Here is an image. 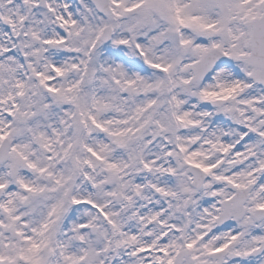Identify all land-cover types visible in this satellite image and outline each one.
Here are the masks:
<instances>
[{"label":"snow or ice","instance_id":"obj_1","mask_svg":"<svg viewBox=\"0 0 264 264\" xmlns=\"http://www.w3.org/2000/svg\"><path fill=\"white\" fill-rule=\"evenodd\" d=\"M0 264H264V0H0Z\"/></svg>","mask_w":264,"mask_h":264}]
</instances>
